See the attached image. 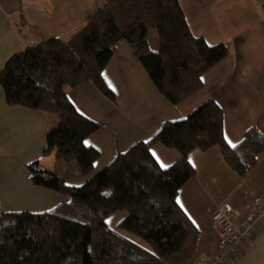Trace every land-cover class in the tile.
I'll list each match as a JSON object with an SVG mask.
<instances>
[{
	"label": "trees",
	"instance_id": "1",
	"mask_svg": "<svg viewBox=\"0 0 264 264\" xmlns=\"http://www.w3.org/2000/svg\"><path fill=\"white\" fill-rule=\"evenodd\" d=\"M151 29L158 32L157 51L150 46ZM123 42L172 105L198 92L204 73L230 52L228 44L193 33L179 0H105L70 39L42 37L12 54L0 70L5 101L60 116L42 155L56 150L67 164L63 179L33 161L29 177L68 199L39 213L0 212V264H195L201 233L178 201L196 175L189 154L218 145L244 176L264 152L257 126L231 146L223 108L207 99L98 169L101 152L85 141L103 125L81 113L66 88L92 82L116 103L103 71ZM156 144L177 149L178 159L163 168L152 153ZM78 178L80 185L68 182ZM117 211L126 212L118 228L145 240L150 250L108 227Z\"/></svg>",
	"mask_w": 264,
	"mask_h": 264
},
{
	"label": "crops",
	"instance_id": "2",
	"mask_svg": "<svg viewBox=\"0 0 264 264\" xmlns=\"http://www.w3.org/2000/svg\"><path fill=\"white\" fill-rule=\"evenodd\" d=\"M194 34L211 44L226 43L229 54L203 75L202 88L178 105H172L157 89L126 42L121 43L103 71L117 102L105 97L92 82L66 91L81 113L103 127L90 135L87 145L100 150L97 168L139 141L152 138L165 121L179 120L207 99L224 111L225 138L231 146L246 130L257 126L264 132V2L260 0H179ZM105 0H0V70L8 58L42 37L68 40L86 25V18ZM22 15V16H21ZM151 29L148 38L157 37ZM60 116L6 103L0 83V154H14L16 168H2L1 187L11 194L15 208L34 213L49 210L66 199L53 189L35 185L28 164L38 161L46 170L66 178L67 164L53 150L42 155L46 135L57 127ZM158 163L170 166L177 149L162 144L152 147ZM189 160L196 175L179 191L178 201L201 236L198 257L217 255L224 238L211 221V211L229 203L240 212L238 223L251 215V202L264 206V152L244 176L226 161L220 146L195 149ZM166 168V167H163ZM80 185L83 179L68 181ZM15 211H18L16 209ZM126 212L108 218V227L150 250L142 238L118 228ZM222 264H264V226L245 240L232 261Z\"/></svg>",
	"mask_w": 264,
	"mask_h": 264
},
{
	"label": "built area",
	"instance_id": "3",
	"mask_svg": "<svg viewBox=\"0 0 264 264\" xmlns=\"http://www.w3.org/2000/svg\"><path fill=\"white\" fill-rule=\"evenodd\" d=\"M250 208L251 215L244 223L237 222L240 212L229 203L224 202L213 208L211 221L223 235L224 241L217 255L198 257L196 264H222L235 258L242 243L264 226V206L251 202Z\"/></svg>",
	"mask_w": 264,
	"mask_h": 264
},
{
	"label": "rangeland",
	"instance_id": "4",
	"mask_svg": "<svg viewBox=\"0 0 264 264\" xmlns=\"http://www.w3.org/2000/svg\"><path fill=\"white\" fill-rule=\"evenodd\" d=\"M150 46L151 49L153 51H157L159 49V37L157 36L156 38H152L150 40ZM14 154H0V212H6V211H15L16 209H18V211H21V209L19 208H15L17 206H14V204L16 203L15 200L14 201H10L12 196L11 194H4V192H2V187H1V177H2V168L1 166H3L4 164H10V169L12 170L13 173L16 172V168L13 162V158H14ZM15 159V158H14ZM27 170H29L27 168ZM79 179V178H78ZM67 196L66 199L67 200ZM198 256L195 257L194 259V263L196 264V260H197Z\"/></svg>",
	"mask_w": 264,
	"mask_h": 264
},
{
	"label": "snow or ice",
	"instance_id": "5",
	"mask_svg": "<svg viewBox=\"0 0 264 264\" xmlns=\"http://www.w3.org/2000/svg\"><path fill=\"white\" fill-rule=\"evenodd\" d=\"M87 143H88V141H85V144H87ZM229 143H231V141H229ZM232 146L235 147L234 144H233ZM161 166H162V167H167V165H165V164H161Z\"/></svg>",
	"mask_w": 264,
	"mask_h": 264
}]
</instances>
